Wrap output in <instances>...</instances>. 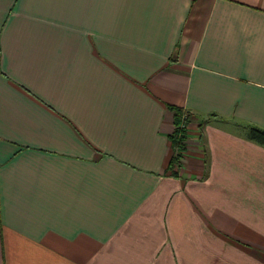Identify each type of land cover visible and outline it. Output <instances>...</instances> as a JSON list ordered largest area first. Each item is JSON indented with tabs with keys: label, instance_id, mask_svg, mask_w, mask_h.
<instances>
[{
	"label": "crops",
	"instance_id": "1",
	"mask_svg": "<svg viewBox=\"0 0 264 264\" xmlns=\"http://www.w3.org/2000/svg\"><path fill=\"white\" fill-rule=\"evenodd\" d=\"M251 127L264 0H0V264H264Z\"/></svg>",
	"mask_w": 264,
	"mask_h": 264
},
{
	"label": "trees",
	"instance_id": "2",
	"mask_svg": "<svg viewBox=\"0 0 264 264\" xmlns=\"http://www.w3.org/2000/svg\"><path fill=\"white\" fill-rule=\"evenodd\" d=\"M174 116H175L174 123L176 128L174 134L172 135L173 138L178 133L182 132L181 128L179 127V124L181 123V115L179 113V110L175 109ZM247 137L249 140L264 146V130L251 127L248 129Z\"/></svg>",
	"mask_w": 264,
	"mask_h": 264
},
{
	"label": "rangeland",
	"instance_id": "3",
	"mask_svg": "<svg viewBox=\"0 0 264 264\" xmlns=\"http://www.w3.org/2000/svg\"><path fill=\"white\" fill-rule=\"evenodd\" d=\"M184 117H182L183 119ZM188 119H187V116L186 118L184 119V126L181 128L182 132L181 133H178L174 138L172 137V142L174 143L173 146H174V152L176 153V155L180 152V148L182 147L181 145H183V134L184 132H186V123H187ZM180 125H182V122L180 123ZM177 159V158H176ZM175 162V161H174Z\"/></svg>",
	"mask_w": 264,
	"mask_h": 264
}]
</instances>
